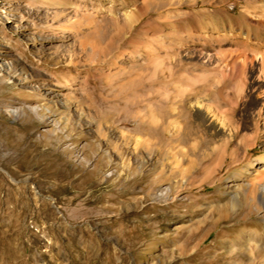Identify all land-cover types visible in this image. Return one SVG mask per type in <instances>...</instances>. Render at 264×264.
Segmentation results:
<instances>
[{
    "label": "rangeland",
    "instance_id": "1",
    "mask_svg": "<svg viewBox=\"0 0 264 264\" xmlns=\"http://www.w3.org/2000/svg\"><path fill=\"white\" fill-rule=\"evenodd\" d=\"M247 11L248 0H0V264H262L264 250L242 257L215 235L264 170L257 85L234 113L247 160H232L201 109L179 106L221 85L232 97L204 56L229 52L231 32L256 45ZM253 214L264 225V207Z\"/></svg>",
    "mask_w": 264,
    "mask_h": 264
},
{
    "label": "bare ground",
    "instance_id": "2",
    "mask_svg": "<svg viewBox=\"0 0 264 264\" xmlns=\"http://www.w3.org/2000/svg\"><path fill=\"white\" fill-rule=\"evenodd\" d=\"M253 1L254 0H248L253 12L247 11V13L251 16L253 14L252 18L257 24V29H254L255 32L253 31L254 39L257 41V43L254 42L256 45L249 42V34H246L245 37H239L238 34L231 32L227 37L230 44L233 45L229 52L219 46L215 53L205 54L204 56L207 62L213 64L212 70L217 77L219 76V79L225 80V78H228L230 80L232 97L230 98L227 94L223 93L222 89L224 86L221 85L216 90L218 98H214L212 101L206 98L203 99V97L201 98L200 96H195L191 100H180L181 104L179 105L182 107L180 110L181 116H184L186 110L192 109L194 106L201 109L202 112L206 113L208 119L216 123L219 127L217 135H220L223 149L226 151L230 148V156L234 161L237 160L239 156H243V158L247 160L253 154V146L245 142L247 137L240 135V130L244 127V123L238 122V120L234 118V113L237 114L240 112L237 107V102L242 99L247 88H252L251 90L254 89V84L257 85L258 100L261 101V106L256 117L259 120L258 124L260 123L264 130V0H261L262 3L260 4H254ZM178 63H180V61ZM155 66L160 68L161 64L156 62ZM167 69L170 70V68ZM249 84H251V86H249ZM185 90L186 89L182 88L181 92L183 93ZM217 99L224 101L225 104L230 107V110L221 109V103ZM154 105L150 102L146 107L149 121L157 123L163 117V108L158 102L155 106ZM172 110H175V107H172ZM253 119L254 117L250 119L251 123L256 127L257 122H253ZM168 124L172 128L174 127L179 130V124L175 118L170 119ZM261 160L264 162V156L261 157ZM248 182L249 187L242 195L239 209L235 210L233 209V205H231L230 215L221 214V212H219L218 217L223 219L222 226L220 227L218 223L214 222L212 219L209 221L214 227H219L215 235L222 238V244L232 247L235 252L241 256H247L248 253L260 254L264 250V225L261 221L259 222L256 217L251 215L258 210L259 205H261L262 208L264 207V170ZM212 193H214V191H212ZM241 242L245 244L243 246L246 250L245 252L239 246ZM230 252L232 253L231 249ZM263 257L264 256H262V258ZM253 263L255 264V262L251 261V264ZM257 263L258 262H256V264ZM262 264H264V259L262 260Z\"/></svg>",
    "mask_w": 264,
    "mask_h": 264
}]
</instances>
